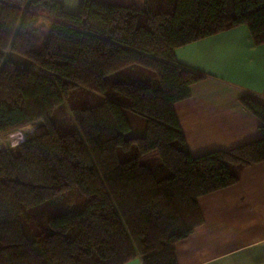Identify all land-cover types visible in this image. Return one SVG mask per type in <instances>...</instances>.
Wrapping results in <instances>:
<instances>
[{"label": "trees", "instance_id": "trees-1", "mask_svg": "<svg viewBox=\"0 0 264 264\" xmlns=\"http://www.w3.org/2000/svg\"><path fill=\"white\" fill-rule=\"evenodd\" d=\"M241 25L264 44V0H80L76 13L0 0V136L33 128L0 149V264H177L174 245L203 223L198 198L264 162V105L240 98L259 139L192 156L173 106L201 75L174 50ZM130 66L158 87L113 78ZM127 109L144 120L142 137H127Z\"/></svg>", "mask_w": 264, "mask_h": 264}, {"label": "crops", "instance_id": "crops-1", "mask_svg": "<svg viewBox=\"0 0 264 264\" xmlns=\"http://www.w3.org/2000/svg\"><path fill=\"white\" fill-rule=\"evenodd\" d=\"M56 1L66 12L76 13L80 0ZM99 1L135 4L133 0ZM174 58L201 75L190 86V96L173 106L192 156L228 151L261 137L258 118L240 104V98L250 93L264 96V44L255 45L246 26L179 47ZM117 73L158 87L154 73L141 67ZM257 100L264 105V100ZM125 115L130 132L135 127L131 138L142 137L144 120L128 109ZM117 156L120 161L131 157L120 149ZM197 203L203 223L174 245L177 264H264V162L243 168L237 183L203 195ZM125 264H142V259L137 256Z\"/></svg>", "mask_w": 264, "mask_h": 264}, {"label": "rangeland", "instance_id": "rangeland-1", "mask_svg": "<svg viewBox=\"0 0 264 264\" xmlns=\"http://www.w3.org/2000/svg\"><path fill=\"white\" fill-rule=\"evenodd\" d=\"M132 2H134L135 4L141 6L143 4V0H133ZM127 4V3H126ZM132 4V3H129ZM48 30V26L45 22H39V24L36 26V35L39 38H42L43 35L47 32ZM6 57L8 59H12L13 56L10 55L9 52L6 53ZM15 58V57H14ZM14 62L18 65V66H23L26 67L27 65L20 61V59L15 58ZM115 80H132V78L128 77V75H125L124 73H116L113 77ZM133 81V80H132ZM132 114H128L129 120H131V116ZM137 117V116H136ZM33 128L29 127V128H25V129H18L16 131H13L11 133L5 134L3 136H0V149H5V148H9L12 147L13 143L14 144H18L21 143L22 141H24L25 139H27L31 134H32ZM135 132V127H134V131H131L129 134H127V137H133L135 136L133 133ZM119 154H121V152H118ZM130 156H135L137 154V150L135 145H133L128 153ZM79 200H76L74 202V205H72V209L75 211H79L84 203V198L83 197H79ZM33 232V231H32Z\"/></svg>", "mask_w": 264, "mask_h": 264}, {"label": "built area", "instance_id": "built-area-1", "mask_svg": "<svg viewBox=\"0 0 264 264\" xmlns=\"http://www.w3.org/2000/svg\"><path fill=\"white\" fill-rule=\"evenodd\" d=\"M190 71H191V74H192L193 76L200 75V73L197 72V71H193V70H190ZM250 94H251L254 98H256V99L264 100V96L261 95V94H259V93H250ZM14 145H16V144L13 143L12 146H14Z\"/></svg>", "mask_w": 264, "mask_h": 264}]
</instances>
